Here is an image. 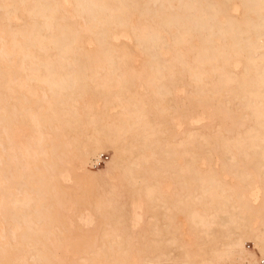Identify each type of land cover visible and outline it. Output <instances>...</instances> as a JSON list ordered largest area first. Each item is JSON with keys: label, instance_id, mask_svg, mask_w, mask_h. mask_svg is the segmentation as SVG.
<instances>
[{"label": "bare ground", "instance_id": "6f19581e", "mask_svg": "<svg viewBox=\"0 0 264 264\" xmlns=\"http://www.w3.org/2000/svg\"><path fill=\"white\" fill-rule=\"evenodd\" d=\"M262 259L264 0H0V264Z\"/></svg>", "mask_w": 264, "mask_h": 264}, {"label": "rangeland", "instance_id": "374dc122", "mask_svg": "<svg viewBox=\"0 0 264 264\" xmlns=\"http://www.w3.org/2000/svg\"><path fill=\"white\" fill-rule=\"evenodd\" d=\"M103 152L106 153V155H108V157L105 158L102 162H99L100 161V154L103 153ZM100 154H99L98 159H97V161L95 162V165H94L95 166V169H97L99 171H101L103 169H106L108 167L109 161L111 160V150L110 149H105V150L101 151ZM72 172L73 173L75 172L74 169H72ZM251 242L252 241L248 239V240H245V243L244 244L247 247L248 246L251 247V246H253V242L252 243ZM261 264H264V261L261 262Z\"/></svg>", "mask_w": 264, "mask_h": 264}, {"label": "built area", "instance_id": "2783aa9c", "mask_svg": "<svg viewBox=\"0 0 264 264\" xmlns=\"http://www.w3.org/2000/svg\"><path fill=\"white\" fill-rule=\"evenodd\" d=\"M108 157V155H106V153H101L100 154V161L99 162H102L105 158H107ZM264 261V259H262V262Z\"/></svg>", "mask_w": 264, "mask_h": 264}]
</instances>
